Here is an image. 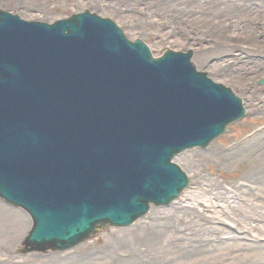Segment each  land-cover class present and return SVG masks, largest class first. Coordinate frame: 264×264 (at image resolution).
<instances>
[{
    "label": "water",
    "instance_id": "95a60500",
    "mask_svg": "<svg viewBox=\"0 0 264 264\" xmlns=\"http://www.w3.org/2000/svg\"><path fill=\"white\" fill-rule=\"evenodd\" d=\"M192 56L153 58L89 12L49 25L0 10V199L30 215L27 252L70 250L179 198L190 181L172 160L245 115Z\"/></svg>",
    "mask_w": 264,
    "mask_h": 264
},
{
    "label": "rangeland",
    "instance_id": "374dc122",
    "mask_svg": "<svg viewBox=\"0 0 264 264\" xmlns=\"http://www.w3.org/2000/svg\"><path fill=\"white\" fill-rule=\"evenodd\" d=\"M0 10L22 20L50 24L90 12L114 22L128 40H141L155 58L167 50L192 51L196 69L206 73L213 82L231 89L242 100L246 115L206 149L189 150L176 157L174 162L188 176L190 185L169 206L151 209L171 210L182 204L186 210L191 204L185 197L211 196L194 188L196 179L184 161L187 160L199 168L204 188L213 185L227 192L229 197L233 195L232 200L238 197L244 204L242 211L250 216H255L259 208L264 210V193L241 182L242 176L251 171L250 164L229 152L249 129L264 124V0H0ZM200 54L228 55L200 66ZM217 203L223 205L220 201ZM193 205L198 207L195 202ZM149 213L128 228L106 226L101 233L66 252H27L24 243L32 228L30 217L0 200V264L102 262L114 247L128 250L130 245L140 241L141 231H134V225L146 220ZM206 215V219L217 217L210 216L212 212ZM179 216L195 220L196 214L190 209ZM211 218L219 235L224 234L221 242L232 244L230 239L238 233L230 218ZM223 220L226 224H221ZM258 223L255 221L253 225ZM253 236L259 237L264 245V233L259 229L248 234L243 242L252 243ZM89 244L94 246L88 249Z\"/></svg>",
    "mask_w": 264,
    "mask_h": 264
},
{
    "label": "bare ground",
    "instance_id": "6f19581e",
    "mask_svg": "<svg viewBox=\"0 0 264 264\" xmlns=\"http://www.w3.org/2000/svg\"><path fill=\"white\" fill-rule=\"evenodd\" d=\"M228 54L219 56L213 54H200L199 65H206L213 59H218ZM225 61H223L224 63ZM230 154L239 156L250 164L249 174L242 176L241 182L248 188L259 190L264 193V124L258 125L247 131L229 150ZM187 166L195 176L194 188L197 192L211 193V196L199 198L193 195L185 197L190 203L188 209L182 204L172 207L171 210L151 209L146 220L138 221L134 225V231H141V239L130 245L128 250L123 247H114L102 262L88 261L90 264H264V245L262 240L253 236L252 243L243 242L246 236L259 229L264 233V210L255 211V216L243 212L244 204L239 202L238 197L227 195V192L208 185L204 188V180L196 168L187 160ZM241 183V184H242ZM220 201L223 205H219ZM198 207H203L202 211ZM241 207V208H240ZM217 208H219L217 210ZM193 210L195 220H187L180 213ZM201 212V214H199ZM212 212L206 219V213ZM179 216V217H178ZM258 216L256 219L255 217ZM213 219H227L235 226L238 233L233 243H222L219 230L211 223ZM16 220V219H15ZM255 221L258 224L253 225ZM226 224L225 220L223 223ZM242 242V243H241ZM94 246L88 245V249ZM86 262V261H85ZM86 264V263H85Z\"/></svg>",
    "mask_w": 264,
    "mask_h": 264
}]
</instances>
